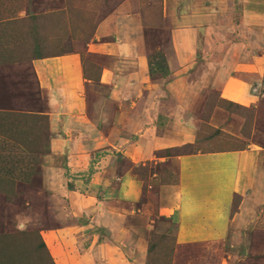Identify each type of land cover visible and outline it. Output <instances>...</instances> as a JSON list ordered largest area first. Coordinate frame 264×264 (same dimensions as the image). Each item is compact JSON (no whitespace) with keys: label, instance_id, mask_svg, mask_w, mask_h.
<instances>
[{"label":"crops","instance_id":"0c3cea01","mask_svg":"<svg viewBox=\"0 0 264 264\" xmlns=\"http://www.w3.org/2000/svg\"><path fill=\"white\" fill-rule=\"evenodd\" d=\"M58 1L53 11L46 0H39V6L16 5L22 19L18 26L24 32L0 33V113L43 117L41 125L50 128V142L74 144L54 154L59 159L65 152H77L72 155L74 162L65 165L70 184L98 180L93 192L99 212L86 221L87 227L69 225L52 231L57 237L66 229L71 234L65 244L69 258L74 264H116V260L201 264L202 259L196 263L181 252L183 246L198 244H208L202 253L219 255L218 264H234L236 257L264 256V0H229L238 5L232 15L241 14L240 23L229 21L233 25L220 20L212 1L200 11L195 8L191 16L183 10L177 13L168 40L175 55H164L169 62L164 64L167 75L156 67L151 70L157 60L148 57L141 32L152 24H148V11L141 19L139 0L117 2L102 19L96 13L89 15L91 9L88 15L81 11L86 0H70V6L81 11L71 20L64 17L72 15L71 10L64 11L66 2ZM117 11L127 19L115 22ZM219 14L226 18L228 12ZM216 23L228 28L225 33L219 29L223 39L217 46L221 49L227 43L225 52L230 54L228 68L219 76L217 66L208 64L212 56L195 52L196 42H202V35L206 41ZM30 29L47 30L48 35L60 29L61 35L47 37L32 55H25L33 41L25 46L19 43ZM78 29L95 30V34L85 38L87 34L77 33ZM235 30L254 39L255 54L249 47L239 55L242 48L227 37H235ZM46 45L56 53L46 54ZM88 50L97 55L85 63ZM244 55L254 61L242 62ZM192 60L207 64L197 66L208 69L212 82L197 83L193 78L191 85H184L194 69H185L184 62ZM171 64L177 67L173 70ZM196 75L202 78L201 73ZM179 82L182 87L174 92L173 85ZM235 106L253 114L249 132L244 129L241 136L230 129L229 118L238 116L230 113ZM202 124L215 133L203 137L199 146ZM244 124L241 120L240 129ZM61 125V132L56 131ZM184 147L193 150L186 152ZM71 163L77 167L72 169ZM149 163L156 169L145 171L140 180L134 169ZM102 168L107 172L100 173ZM104 177L106 185H101ZM153 234L157 249L167 240L174 243L168 257L161 255L159 260L155 250L150 251L148 235ZM122 242L130 260L120 259L117 243ZM211 243L219 244L217 253Z\"/></svg>","mask_w":264,"mask_h":264},{"label":"rangeland","instance_id":"374dc122","mask_svg":"<svg viewBox=\"0 0 264 264\" xmlns=\"http://www.w3.org/2000/svg\"><path fill=\"white\" fill-rule=\"evenodd\" d=\"M62 1L66 2V6L64 7H66L67 10L64 11L70 12L71 10L72 15L69 14V17H67L68 15L64 12L66 15L64 17L70 20L73 17H77L81 11L87 12L88 15L89 9L92 10L89 15L91 13H96L99 14L101 19L106 18L112 9L115 8L116 3L118 2L119 4L121 2V0H86L87 8L85 3L81 6V11H79L76 10V7L70 6V0ZM210 1H212L211 5L215 7L220 20L227 19V24L231 23L229 21L240 23V11L239 13L237 12V17L236 15H232L234 12L233 9L236 10L238 7L236 4L237 2L232 3L229 0H216L215 3H213L214 0H198L196 2L195 0H139L141 3H139L141 6L139 10V15L142 17L141 19L143 20V17H145L144 15L148 11V24H152L146 25V29L148 30L141 32V34H143L142 38L144 42L147 43L148 57L151 58L150 60L152 62L155 60L158 61V58L163 60L165 58V61H168L164 55H175V51L169 46L168 40H171V24L175 21L174 19L176 18V14L183 10L185 16H191L193 15L195 8L200 11L203 7H206ZM38 2L39 0H0V33L7 34L10 30H15V33L17 34L24 32L22 31V27L18 26V22H21L22 19L19 18L15 7L16 5H20L19 8H22V6H39ZM46 2L47 7H50V11H53V8H55L59 3L58 0H46ZM165 2H167L166 5ZM133 8H130V11ZM135 10L136 9L134 8L133 14L135 13ZM165 10L166 15L164 14ZM226 12H228L226 18L219 14ZM196 14H199V12ZM123 16L124 15L121 11H117L114 16L115 22L120 21V18ZM87 17L88 16H86L85 20L88 22L89 19L87 20ZM153 19L155 21L161 20L160 24H157V22ZM222 25H224V23ZM222 25L220 23H216V28L209 32L208 39L204 41V37L202 35V42H196L195 44L196 53L200 50V53L207 54L206 56H212V58L209 57L208 64H212V68H214L215 65L217 66L218 70L214 71L217 72L218 76L222 70L228 68L226 64L228 65L227 62L230 57L229 52H225V50L229 48L227 43H224L225 47L223 45L220 46L221 49L217 46L218 44H221L220 40L223 39V36L219 34V29H222L223 33L226 31L228 32L227 26L225 27V30ZM230 25L233 24L231 23ZM28 28L29 24L25 26V29ZM60 31V29H56L53 30L55 34L51 32L48 35L47 30H39L38 32L35 29L26 30L25 34L27 36L24 37V39L21 38L22 41L20 40L21 42L19 45L21 44V46H25L29 44V41L31 45V41H33V48L30 47V50L28 49L24 52L25 55H32V51H35V48L39 49L41 44L43 45L44 42L48 41L47 37L50 38L53 35H61ZM75 31L74 33H76ZM235 31V37H231V34L227 35V37L230 39L232 38L229 43H233L235 46L242 48L239 55L247 53L249 47H251L252 54H255L252 50L254 46V39L252 41L251 37H246L245 34L237 30ZM82 32L87 34L85 38H91L95 34V30L89 32L87 30L78 29L77 31V33L81 34ZM253 32H257V30L254 29ZM4 38L6 41L8 40L6 36ZM12 42L14 41L9 39L8 43L11 44ZM45 48L47 49H45L46 54L56 53L55 50H48L50 46L46 45ZM86 55L87 58L84 60L85 63L89 62L90 56L97 55V53L88 50L86 51ZM244 58L245 59H242V62L254 61L253 59H246L245 55ZM199 63L200 62L197 60L184 62V68L188 71L189 69L191 70L194 68L192 73L189 72L191 77L189 79H185V84L183 80L184 85H191V80H193V78L197 83H205L206 81L212 82L210 80L211 73L208 72V69L198 67L199 65L207 66V64ZM167 64H169V62H166V65ZM197 64L199 65L197 66ZM175 66L176 65L171 64L172 68H170L174 70L177 67ZM164 69L166 68L164 67ZM195 71L196 74H202L200 75L202 77L201 79H196L197 75L195 74ZM203 71H205L206 74H204ZM205 76L208 78L206 79ZM154 78H159L161 80V75L154 73ZM181 87L180 82L178 85H173L174 92L179 91ZM218 104H221V102ZM262 107H264V103L262 104ZM232 111L230 113H234L240 116V118H238V116L236 118L234 116L229 118L232 122L230 129L235 133L239 132L238 134L236 133L238 136H241L244 129H247L249 132L253 118L252 111L239 106L233 107ZM241 120H243L245 123L244 125H246L245 127L243 126L242 129H240ZM263 120L264 119L261 121ZM44 121L43 117L35 118L28 114L0 113V264H74L75 261L74 259L69 258L68 254L70 251L65 245L67 237L71 234L67 233L66 229L60 237L57 234V237L55 236L56 234L52 233V231L53 229H58L60 227L65 228L69 225L86 226L88 224L86 221L94 219L97 212H99L97 207V193L94 194L93 192V185H96L98 180L90 181L92 185L89 184L90 182L88 183L82 180H74L71 182L72 184H70L68 180L70 177L67 174L65 165H68L70 161L74 162L73 160L75 158L73 159L72 155L77 152L74 154L65 152L66 155L59 159H57L54 154L57 151H60V147H63L64 150H70L72 149L71 146L74 144L72 142L64 143L62 141L56 142V145L55 142H50V128L43 127V125H41ZM204 125L205 124H202L201 126V139L198 141V143L200 142L199 146H201L202 141H204L203 137H211V133H215L213 129H210L207 126L204 127ZM62 128L63 125L58 126L56 131L61 132ZM60 138H62V136H60ZM219 145L220 143L218 146ZM219 148H221V146ZM72 164L73 163H71V165ZM106 166L107 165H105V167ZM75 167L77 166L72 165V169ZM155 167L154 163H149L145 166L135 168L134 170L138 178L143 180L145 171H148L149 169L154 171V169H156ZM99 172L106 173L107 169L102 168ZM98 176L102 178L103 174L97 175V177ZM104 182L105 177L100 182L101 185H106ZM90 185L92 186L91 188ZM86 234L87 233L85 232V235ZM148 236V243L150 246V244L155 243L154 240L157 239V236L155 234ZM237 242H239V240ZM77 244H80V239ZM90 244V241H88L87 246ZM112 244L115 245L116 242ZM117 244L121 245V248H118V253L121 255L120 259L125 258V260H130L131 256L127 257L128 251L125 252L127 246H125L124 242ZM211 244L213 246L211 249H215V252L217 253L219 244ZM163 245L164 247H159L158 249L156 248L157 250L155 253L165 250L170 253L171 249L174 248V243H172L171 240L163 242ZM207 245L208 244L183 246L181 247V252L186 257L188 255L189 258L195 262L198 259H202L200 262L201 264L204 261L205 264H218V261L220 262L219 255L215 257L214 254L211 253H202V248L205 247L206 249ZM238 250L239 249L235 252L238 253ZM155 257L156 256L154 255L153 259H155ZM234 259H236L234 260V264H264V256L259 257L258 259L253 257H245L244 259H238L236 257ZM116 264L121 263L116 260Z\"/></svg>","mask_w":264,"mask_h":264},{"label":"trees","instance_id":"16d2710c","mask_svg":"<svg viewBox=\"0 0 264 264\" xmlns=\"http://www.w3.org/2000/svg\"><path fill=\"white\" fill-rule=\"evenodd\" d=\"M164 62H166V61H163V62H161V60L159 61H157V62H154V63H152V66H151V70H153V68H157V70L163 75L165 72H167V74L169 73V70H168V66H167V69H164V64H166V63H164ZM166 70V71H165ZM166 74V73H165ZM164 74V75H165ZM166 74V75H167ZM217 132H220V131H217ZM191 150H193V149H191ZM190 149H188L187 147H184V151H186V152H189V151H191ZM43 244H44V242H43ZM45 247V246H44ZM163 247H164V245H163ZM150 251H153V250H157L156 249V246H155V244L154 243H152V244H150ZM173 250H174V248H172L171 249V252L169 253V251H167L166 252V250L165 251H162V252H158L157 254L154 252V254L158 257V259L160 260L161 259V255L162 256H165L166 255V257H168L172 252H173ZM156 258V257H155ZM162 259H165L164 257L162 258Z\"/></svg>","mask_w":264,"mask_h":264}]
</instances>
